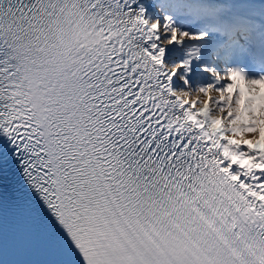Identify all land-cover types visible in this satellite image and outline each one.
Listing matches in <instances>:
<instances>
[{"label":"snow or ice","instance_id":"snow-or-ice-1","mask_svg":"<svg viewBox=\"0 0 264 264\" xmlns=\"http://www.w3.org/2000/svg\"><path fill=\"white\" fill-rule=\"evenodd\" d=\"M264 264V0H0V264Z\"/></svg>","mask_w":264,"mask_h":264}]
</instances>
